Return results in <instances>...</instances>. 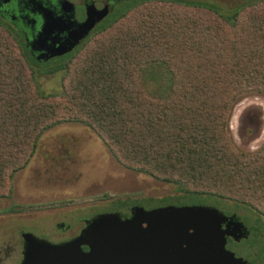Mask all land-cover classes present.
Listing matches in <instances>:
<instances>
[{"label": "trees", "instance_id": "1", "mask_svg": "<svg viewBox=\"0 0 264 264\" xmlns=\"http://www.w3.org/2000/svg\"><path fill=\"white\" fill-rule=\"evenodd\" d=\"M252 8L138 0L52 66L33 60L0 19V198L47 131L80 123L128 168L177 187L161 199L118 200L113 209L207 205L228 213L232 202L263 216L264 144L244 152L229 129L243 96L264 97V11ZM41 73L61 74L62 92H45ZM253 238L242 243L249 256L264 248Z\"/></svg>", "mask_w": 264, "mask_h": 264}, {"label": "rangeland", "instance_id": "2", "mask_svg": "<svg viewBox=\"0 0 264 264\" xmlns=\"http://www.w3.org/2000/svg\"><path fill=\"white\" fill-rule=\"evenodd\" d=\"M204 1L225 10L240 1L249 4L253 1L249 5L253 7L252 12L264 11V0ZM145 6L139 7L138 12H143ZM159 74L163 75V70ZM60 75L41 73L39 84L45 92L60 94ZM229 129L240 150L253 152L260 148L264 144V97L259 94L243 96L232 111ZM174 194H177L175 185L128 168L96 132L80 123H64L42 136L29 165L12 179L11 193L0 198V209L42 203L44 210L0 215V244L19 239L22 229L59 232L60 229L55 227L58 223L69 224L73 219L90 217L116 199H161ZM58 201L64 203L59 206ZM227 205L250 226L264 232V215L259 220L256 213L237 208L232 202Z\"/></svg>", "mask_w": 264, "mask_h": 264}, {"label": "water", "instance_id": "3", "mask_svg": "<svg viewBox=\"0 0 264 264\" xmlns=\"http://www.w3.org/2000/svg\"><path fill=\"white\" fill-rule=\"evenodd\" d=\"M106 15V8H88L87 20L74 35L75 43L44 56L45 60L70 52ZM49 19L50 15L45 16L38 39L49 33ZM131 215L123 220L119 213L99 214L76 238L61 244L25 233L21 264H246L226 245L227 237L247 238V227L216 207L134 206ZM82 246L89 251L84 252Z\"/></svg>", "mask_w": 264, "mask_h": 264}, {"label": "flooded vegetation", "instance_id": "4", "mask_svg": "<svg viewBox=\"0 0 264 264\" xmlns=\"http://www.w3.org/2000/svg\"><path fill=\"white\" fill-rule=\"evenodd\" d=\"M138 0H0V19L9 23L16 31L19 32L23 38L27 49L36 62L42 64L54 63L65 57H68L77 52L83 44H85L93 33L103 24L108 22L116 12H118L125 5L133 3ZM184 1H199L208 3L220 7L222 11H232L240 8L242 5L249 6L253 1L248 2H237L232 8L225 10L223 7L209 3L204 0H184ZM95 7L98 10L106 8L107 15L96 24L93 30L90 31L88 36L80 42L68 53L54 56L45 60L44 56H51L52 53L57 52L59 49L68 48L71 44L75 43L74 35L78 31L82 23L87 20V10L90 7ZM48 9L50 14L46 12ZM50 15V27L49 33L38 39L41 33L45 16ZM127 199H116L128 200ZM63 201V200H62ZM62 201H58V205L61 206ZM112 204L100 211L93 213L90 217H80L73 219L71 223L64 224L58 223L55 227L60 229L59 232L51 231H36L34 229H22L20 230V238H15L11 242L5 245L0 244V264H21L23 260L24 252V239L25 233H31L38 238L44 239L51 242L52 244H61L71 241L76 238L82 230L85 228L86 223L103 213H119L123 220L131 218V209L134 206L140 205H128L126 208L113 209ZM33 205L39 207L35 208ZM64 205V204H63ZM143 207V206H142ZM45 208L42 203L28 204V205H14L7 208L0 209V215L8 214H24L27 212L41 211ZM145 208V207H144ZM156 208V207H155ZM50 209V207H46ZM147 209V208H146ZM153 209V208H151ZM220 210V209H219ZM228 217H236L240 220L248 230L247 238L236 240L233 237H227L226 249L232 252L235 257L242 258L246 261V264H264V248L254 247L252 256H249L247 250L242 246V243L246 240L253 238L256 235L258 241H264V232L254 229L251 230V226L246 223L237 212L230 211L225 213L220 210ZM225 228V225L223 226ZM34 230V231H33ZM256 239V240H257ZM84 252L89 251L87 246H82Z\"/></svg>", "mask_w": 264, "mask_h": 264}]
</instances>
